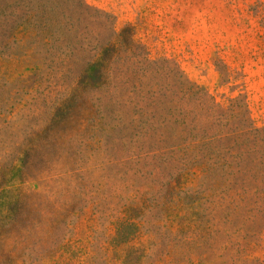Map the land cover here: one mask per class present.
Returning a JSON list of instances; mask_svg holds the SVG:
<instances>
[{"label":"rangeland","instance_id":"obj_1","mask_svg":"<svg viewBox=\"0 0 264 264\" xmlns=\"http://www.w3.org/2000/svg\"><path fill=\"white\" fill-rule=\"evenodd\" d=\"M0 264H264V0H0Z\"/></svg>","mask_w":264,"mask_h":264}]
</instances>
